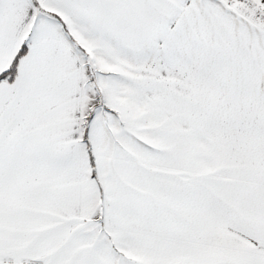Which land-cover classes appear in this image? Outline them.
I'll list each match as a JSON object with an SVG mask.
<instances>
[{
  "label": "snow or ice",
  "instance_id": "1",
  "mask_svg": "<svg viewBox=\"0 0 264 264\" xmlns=\"http://www.w3.org/2000/svg\"><path fill=\"white\" fill-rule=\"evenodd\" d=\"M0 264H264V0H0Z\"/></svg>",
  "mask_w": 264,
  "mask_h": 264
}]
</instances>
